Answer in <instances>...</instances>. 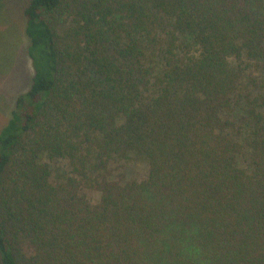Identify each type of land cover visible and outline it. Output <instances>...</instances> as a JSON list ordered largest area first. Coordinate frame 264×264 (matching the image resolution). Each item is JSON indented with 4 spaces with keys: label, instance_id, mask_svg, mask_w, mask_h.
Listing matches in <instances>:
<instances>
[{
    "label": "trees",
    "instance_id": "trees-1",
    "mask_svg": "<svg viewBox=\"0 0 264 264\" xmlns=\"http://www.w3.org/2000/svg\"><path fill=\"white\" fill-rule=\"evenodd\" d=\"M21 17L34 73L0 130V263L264 264V0Z\"/></svg>",
    "mask_w": 264,
    "mask_h": 264
},
{
    "label": "rangeland",
    "instance_id": "rangeland-1",
    "mask_svg": "<svg viewBox=\"0 0 264 264\" xmlns=\"http://www.w3.org/2000/svg\"><path fill=\"white\" fill-rule=\"evenodd\" d=\"M25 0H11L7 4L11 27L16 20L17 33L8 28L0 15V130L11 116L19 94L26 92L34 73L31 59L27 53V39L23 32L21 7ZM1 264V263H0Z\"/></svg>",
    "mask_w": 264,
    "mask_h": 264
}]
</instances>
